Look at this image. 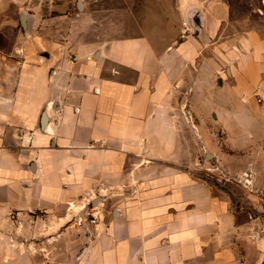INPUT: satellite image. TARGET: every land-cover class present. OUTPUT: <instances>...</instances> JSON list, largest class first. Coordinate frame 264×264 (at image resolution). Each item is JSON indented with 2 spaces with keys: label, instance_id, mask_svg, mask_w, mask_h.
Here are the masks:
<instances>
[{
  "label": "crops",
  "instance_id": "obj_1",
  "mask_svg": "<svg viewBox=\"0 0 264 264\" xmlns=\"http://www.w3.org/2000/svg\"><path fill=\"white\" fill-rule=\"evenodd\" d=\"M206 1L0 0V264H264L200 174L207 120L264 113L263 65L210 56Z\"/></svg>",
  "mask_w": 264,
  "mask_h": 264
},
{
  "label": "rangeland",
  "instance_id": "obj_2",
  "mask_svg": "<svg viewBox=\"0 0 264 264\" xmlns=\"http://www.w3.org/2000/svg\"><path fill=\"white\" fill-rule=\"evenodd\" d=\"M209 1L207 7L210 10V23L213 24L215 18H218L217 23L220 21L219 35L212 43L229 40L226 45L221 43V47H225L222 48L223 51L214 50L212 47L210 56L215 59V56L221 57L223 60L221 64L225 67L232 63L236 56L251 54L263 65L264 78V0ZM204 3L208 2L205 0ZM135 11L137 13L141 11L138 4ZM9 14L15 15L13 11ZM123 19L130 29L136 24L131 17L124 16ZM226 48L232 49L229 55L226 54ZM224 54L226 56H222ZM197 62L200 63V60ZM254 97L256 98L257 94ZM253 114L250 116L252 119L248 118L250 122L253 121L252 123L246 120V123L244 122V127L248 129L244 135L233 132L231 127L217 131L216 122L212 117L207 120L211 129L207 150L216 155L210 158L199 154V158L202 161L200 174L207 178L213 193L228 201L237 223L251 224L250 235L254 240H259L264 236V113L257 107ZM236 138L242 139V142L231 148L229 142ZM198 140L200 143L199 136ZM197 159V156L196 159L194 157V160ZM88 204L92 205L91 201L87 202V206ZM81 205L84 206V202L78 203L74 208Z\"/></svg>",
  "mask_w": 264,
  "mask_h": 264
},
{
  "label": "built area",
  "instance_id": "obj_3",
  "mask_svg": "<svg viewBox=\"0 0 264 264\" xmlns=\"http://www.w3.org/2000/svg\"><path fill=\"white\" fill-rule=\"evenodd\" d=\"M258 100H261L259 98ZM32 138V135H29L27 140L30 141ZM81 216L76 219V223L78 225H82L83 222H89V223H96L98 216H99V210L96 208L94 205H85L81 209ZM10 218L16 220L17 219V214L16 213H10Z\"/></svg>",
  "mask_w": 264,
  "mask_h": 264
},
{
  "label": "water",
  "instance_id": "obj_4",
  "mask_svg": "<svg viewBox=\"0 0 264 264\" xmlns=\"http://www.w3.org/2000/svg\"><path fill=\"white\" fill-rule=\"evenodd\" d=\"M195 26L197 27L196 24H195ZM41 118H42V123L45 124V122L47 120V114H46L45 111L42 113V117ZM208 157H211V154L210 153H208Z\"/></svg>",
  "mask_w": 264,
  "mask_h": 264
}]
</instances>
